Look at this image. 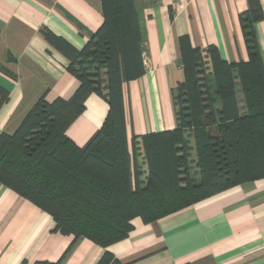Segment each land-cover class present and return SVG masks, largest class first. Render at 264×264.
Returning a JSON list of instances; mask_svg holds the SVG:
<instances>
[{
    "label": "trees",
    "instance_id": "trees-1",
    "mask_svg": "<svg viewBox=\"0 0 264 264\" xmlns=\"http://www.w3.org/2000/svg\"><path fill=\"white\" fill-rule=\"evenodd\" d=\"M99 1L103 21L82 50L40 31L69 59L78 86L67 100L41 96L13 133H0V184L46 213L53 233L101 247L96 264H123L107 248L128 237L136 218L152 223L264 178V67L254 32L263 14L259 0H247L239 16L246 62L227 63L215 47L194 49L181 37L176 127L128 139L123 84L145 73L138 18L133 0ZM91 93L108 113L79 147L65 133ZM6 98L0 88V106Z\"/></svg>",
    "mask_w": 264,
    "mask_h": 264
},
{
    "label": "crops",
    "instance_id": "crops-1",
    "mask_svg": "<svg viewBox=\"0 0 264 264\" xmlns=\"http://www.w3.org/2000/svg\"><path fill=\"white\" fill-rule=\"evenodd\" d=\"M133 1L145 73L123 84L128 139L176 127L174 93L184 79L181 37L187 36L194 49L215 47L227 63L247 61L239 22L247 0ZM259 2L263 17L254 32L264 67V0ZM102 21L99 0H0V88L7 92L0 133H13L41 96L67 100L78 86L67 71L69 59L40 31L80 51ZM107 113L105 100L91 93L66 136L84 146ZM53 227L46 213L0 184V264H96L101 247L53 233ZM107 250L123 264H264V178L152 223L136 218L128 237Z\"/></svg>",
    "mask_w": 264,
    "mask_h": 264
},
{
    "label": "rangeland",
    "instance_id": "rangeland-1",
    "mask_svg": "<svg viewBox=\"0 0 264 264\" xmlns=\"http://www.w3.org/2000/svg\"><path fill=\"white\" fill-rule=\"evenodd\" d=\"M236 83H237V80H236ZM213 89V94H215V91H214V88H212ZM239 102H240V104H241V106L243 107V102H242V95L239 93ZM139 151H138V159H139V162H140V160H141V158H142V148H141V144H140V142H139ZM190 146L191 147H193V143L191 142L190 143ZM195 158V156H194V150L192 149L191 150V159H194Z\"/></svg>",
    "mask_w": 264,
    "mask_h": 264
}]
</instances>
